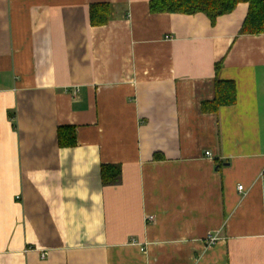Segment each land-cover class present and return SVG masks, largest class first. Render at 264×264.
I'll return each instance as SVG.
<instances>
[{
    "label": "crops",
    "instance_id": "obj_1",
    "mask_svg": "<svg viewBox=\"0 0 264 264\" xmlns=\"http://www.w3.org/2000/svg\"><path fill=\"white\" fill-rule=\"evenodd\" d=\"M149 2L0 0V264H264V33Z\"/></svg>",
    "mask_w": 264,
    "mask_h": 264
},
{
    "label": "trees",
    "instance_id": "obj_2",
    "mask_svg": "<svg viewBox=\"0 0 264 264\" xmlns=\"http://www.w3.org/2000/svg\"><path fill=\"white\" fill-rule=\"evenodd\" d=\"M240 2L247 3L248 13L240 29L241 34L264 33V0H150L149 9L153 13H204L210 22L223 14L232 12ZM109 3L92 4L90 7V22L93 25H105L111 18L113 10ZM215 97L202 102L201 108L204 112H216L223 106L233 105L237 99L235 82L232 80L215 78ZM58 141L61 146H74L76 141V126H60L58 130ZM102 182L117 184L121 179V168L118 165H102Z\"/></svg>",
    "mask_w": 264,
    "mask_h": 264
},
{
    "label": "built area",
    "instance_id": "obj_3",
    "mask_svg": "<svg viewBox=\"0 0 264 264\" xmlns=\"http://www.w3.org/2000/svg\"><path fill=\"white\" fill-rule=\"evenodd\" d=\"M206 154H207V155H210V152H207ZM262 175H264V172L262 173ZM238 188H239V190L242 189V188H243V185L240 184ZM150 219H153V217L150 216ZM209 237H210L209 240H210L211 243L215 242L216 239H217V236H214V235H213V236L210 235Z\"/></svg>",
    "mask_w": 264,
    "mask_h": 264
}]
</instances>
